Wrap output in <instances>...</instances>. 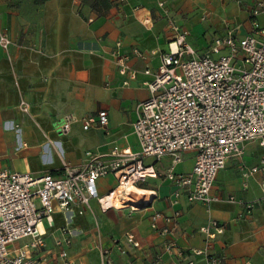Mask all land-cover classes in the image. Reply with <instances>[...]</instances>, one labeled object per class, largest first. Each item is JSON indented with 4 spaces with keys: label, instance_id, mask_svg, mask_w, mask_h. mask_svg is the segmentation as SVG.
Instances as JSON below:
<instances>
[{
    "label": "crops",
    "instance_id": "obj_1",
    "mask_svg": "<svg viewBox=\"0 0 264 264\" xmlns=\"http://www.w3.org/2000/svg\"><path fill=\"white\" fill-rule=\"evenodd\" d=\"M259 2L264 0H0V34L7 33L12 41L8 52L0 47V150L18 146L17 154L25 160L34 145L45 163L10 171L58 174L66 164L81 166L87 151L106 154L114 146L138 151L133 124L137 106L149 97L145 82L153 78L144 71L155 73L160 66L174 36L172 24L188 31V42L203 56L215 40L230 33L238 39L252 34L250 12ZM257 20L264 26V15ZM118 42L122 54L132 55L133 49L149 54L147 59L130 58L137 77L127 86L112 56ZM100 111L109 115L108 130H84L82 120ZM68 116L79 121L64 134ZM261 157L262 149L248 144L242 157L230 159L213 189L220 201L210 208L189 202L184 192L174 203L176 188L166 178L171 159H146L157 176L134 186L137 194L127 192L129 207H106L94 200L93 211L76 219L71 258L77 264H101L103 247L112 250L113 264H183L166 253L165 246L175 242L187 259L202 264L192 251L205 247L199 229L213 219L226 230L211 252L224 256L226 264H264V204L248 213L239 203L264 196L261 175L243 177V170L258 165ZM194 162L195 153L187 152L176 171L188 173ZM108 178L114 180L112 187L106 186ZM116 187L113 176L98 182L101 197ZM231 197L237 203L229 202ZM158 212L180 215L170 224L159 221L154 230L151 218ZM165 228L167 235L161 233ZM128 233L141 243L140 249L124 242ZM116 239L123 242L125 255L115 249Z\"/></svg>",
    "mask_w": 264,
    "mask_h": 264
},
{
    "label": "built area",
    "instance_id": "obj_2",
    "mask_svg": "<svg viewBox=\"0 0 264 264\" xmlns=\"http://www.w3.org/2000/svg\"><path fill=\"white\" fill-rule=\"evenodd\" d=\"M159 5L164 7L163 3ZM250 14L252 34L238 39L230 33L215 40L203 56L188 42V31L172 24L174 36L168 50L161 55L160 66L155 73L150 69L144 71L153 78L145 82L149 97L137 106L138 117L133 124L138 151L118 146L106 154L87 151L81 166L66 164L58 174L1 170L0 264H77L69 252L78 234L74 228L76 219L93 211L94 200L102 206L104 198L121 188L124 200L130 186L156 177L153 167L146 166V159H171L166 178L176 188L174 203L184 192L189 202L210 208L220 201L213 194L219 172L230 159L242 157L248 144H257L262 149L260 163L243 170V177L261 175L264 191V26L257 20L264 15V3L259 2ZM11 45L8 34L1 33L0 47L8 52ZM121 48L118 42L112 56L127 86L137 77L129 65L130 58L147 59L149 54L139 49H133L132 55L122 54ZM224 50L227 52L223 53ZM23 110L27 111V106ZM78 121L68 116L61 131L69 133L71 125ZM82 123L84 130L92 127L108 130L109 115L100 111L88 115ZM187 152L195 153L194 166L188 173H179L176 168ZM108 176L116 178L117 187L101 197L98 182ZM36 200H40V209ZM228 201L237 203L234 197ZM239 203L250 213L264 204V196L257 201ZM179 215V212L170 217L155 213L151 218L152 227L157 230L159 221L170 224ZM225 230L224 224L213 219L199 229L205 247L192 253L202 258V264H226L224 256L210 251ZM161 233L167 235L170 231L165 228ZM124 242L134 249L141 248L133 234H126ZM113 243L120 254L127 253L121 240ZM99 250L101 264H113L112 250L103 247ZM165 250L168 255L184 260L183 264H198L187 259L185 251L175 242L168 243Z\"/></svg>",
    "mask_w": 264,
    "mask_h": 264
},
{
    "label": "rangeland",
    "instance_id": "obj_3",
    "mask_svg": "<svg viewBox=\"0 0 264 264\" xmlns=\"http://www.w3.org/2000/svg\"><path fill=\"white\" fill-rule=\"evenodd\" d=\"M42 151H44L45 146H39ZM35 146H31L30 150H28V153L31 154L30 156L26 157L25 160L22 159L21 155H18V146L17 147H6V149H1L0 150V166L2 169L6 170H15L18 167L23 166L24 164L26 165L27 163L31 165H37V164H45L44 163V157L42 155H38L35 152ZM52 148V147H51ZM106 186L107 187H112L114 184V180L112 178H108L105 180ZM36 205L37 208H41L40 200H36ZM44 225L48 229L49 226L46 222L44 221Z\"/></svg>",
    "mask_w": 264,
    "mask_h": 264
},
{
    "label": "bare ground",
    "instance_id": "obj_4",
    "mask_svg": "<svg viewBox=\"0 0 264 264\" xmlns=\"http://www.w3.org/2000/svg\"><path fill=\"white\" fill-rule=\"evenodd\" d=\"M127 191L129 193L132 194V192H135L137 194V192H139L138 190H136V188H134V186H130ZM122 188L115 191L113 195L104 198L102 200L103 204L107 207V206H112V207H116L117 209H122V208H126L129 207V205L127 204L131 198L129 196H126L124 198V200L121 198V193H122Z\"/></svg>",
    "mask_w": 264,
    "mask_h": 264
}]
</instances>
